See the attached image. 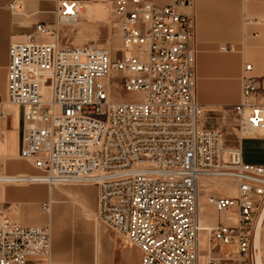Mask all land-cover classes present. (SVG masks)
I'll list each match as a JSON object with an SVG mask.
<instances>
[{
	"label": "built area",
	"instance_id": "1",
	"mask_svg": "<svg viewBox=\"0 0 264 264\" xmlns=\"http://www.w3.org/2000/svg\"><path fill=\"white\" fill-rule=\"evenodd\" d=\"M101 1L116 18L123 47L131 48L120 60L109 45L59 44V26L80 20L83 0H54L53 42L37 40L49 30L36 24L24 41L9 45L5 97L22 108L20 157L35 172L0 174V184L94 185L97 219L139 250L138 264H264V242L256 243L264 162L246 163L242 153L245 136L264 134V104L247 101L256 80L242 76L233 106L237 145L226 147L223 130L200 125L194 23L178 11L191 0ZM250 68L245 63L243 70ZM114 80L135 98L111 100ZM202 177L236 184L234 197L204 198L219 214L214 223L200 220ZM50 241L48 225L18 224L0 202V264H26L32 256L48 264ZM223 245L235 252H221Z\"/></svg>",
	"mask_w": 264,
	"mask_h": 264
},
{
	"label": "crops",
	"instance_id": "2",
	"mask_svg": "<svg viewBox=\"0 0 264 264\" xmlns=\"http://www.w3.org/2000/svg\"><path fill=\"white\" fill-rule=\"evenodd\" d=\"M84 1L87 10L86 4L93 6L95 0ZM155 1L160 5L170 2ZM10 3H18V8H9ZM55 8L54 0H0V174L35 172L31 162L20 157L22 108L7 102L5 97L8 47L11 43L24 41L26 34L34 31L36 24H43L49 30L48 34L42 35L49 37V40L42 42H53ZM178 11L190 16L194 23L193 45L198 60L196 96L203 107L200 125L204 111L218 112L217 126L205 129H221L226 136V132L235 130L233 106L240 102L244 74L253 77L258 87L247 101L250 104H264V0H191L189 5L180 7ZM74 25L59 26V44L76 46V39L70 41L66 35L74 31ZM61 36L64 44L61 43ZM221 45H226L228 50H220ZM245 63L251 64L246 72L243 70ZM260 143L264 145V135L260 137ZM10 184L23 185L17 182ZM56 190L47 186L48 201L56 208L50 220L62 215L56 214L57 206L69 200L64 192L55 195ZM78 190L88 193L90 189ZM30 192L29 189L6 186L0 192V200L13 202L30 195ZM65 237L60 234L51 239V253L70 250L76 256L78 250L84 252L83 257L87 255L76 234L71 236L73 242L69 241L70 236ZM50 260L54 262L55 256L51 255Z\"/></svg>",
	"mask_w": 264,
	"mask_h": 264
},
{
	"label": "rangeland",
	"instance_id": "3",
	"mask_svg": "<svg viewBox=\"0 0 264 264\" xmlns=\"http://www.w3.org/2000/svg\"><path fill=\"white\" fill-rule=\"evenodd\" d=\"M84 1V0H83ZM93 6L89 7L87 12L84 6L80 9V20L73 26L74 31H69L67 39H76V46L84 43L94 44L96 46H110L113 49V60H120L123 55L129 54L131 48H125L117 34L114 21L115 16L110 14L107 3L101 0H95ZM85 16V17H83ZM37 40L48 41L49 37L40 36ZM65 41L61 36V43ZM117 75H113L115 78ZM111 100H130L135 95L123 90L114 83L110 88ZM219 113L213 110L204 111L202 124L204 128L217 126ZM264 135L256 132L253 135L245 136L242 139L243 161L250 164L264 162V145L260 143V137ZM236 130L231 133L226 132V147L237 145ZM6 186H13L23 189H29L30 195L18 198L13 202L0 200L4 213L13 221L21 225L43 226L48 225L51 239L56 235L64 234L71 236L76 234L78 242L82 244L87 255L83 257L84 252L76 250V256L71 254L70 250L61 252H52L50 257L55 256L54 262L49 259L50 264H138L140 256L139 250L131 245L128 240L113 228L108 227L97 219V188L92 184H57L55 195L64 192L68 201L63 205L57 206V213L62 214L60 217L50 220V215L55 214V209L51 205L50 211L42 209V203L48 202L47 185L40 183H31L15 185L10 183L0 184V192ZM89 188V192H82L78 189ZM198 190L200 195L199 215L202 223H214L219 214L210 206L205 204V197L209 194L223 197H234L237 194L236 184L223 179L211 177H202L198 181ZM63 194V193H62ZM250 198L256 199L257 195L251 194ZM27 207V208H26ZM224 215L222 214L221 217ZM225 219V217H223ZM261 243L264 242V221L261 225ZM73 242V241H72ZM208 241L202 242V253L205 255ZM221 252L234 253V246H220ZM204 259V257H202ZM80 261V262H79ZM46 264L44 257H29L26 264ZM48 262V264H49ZM82 262V263H81Z\"/></svg>",
	"mask_w": 264,
	"mask_h": 264
},
{
	"label": "bare ground",
	"instance_id": "4",
	"mask_svg": "<svg viewBox=\"0 0 264 264\" xmlns=\"http://www.w3.org/2000/svg\"><path fill=\"white\" fill-rule=\"evenodd\" d=\"M90 6H91L90 4H86L87 12L89 11V7H90ZM35 176H37V175H35ZM35 176H32V177L35 178ZM17 183H20V182H17ZM69 184H75V183H69ZM48 188L51 189V188H54V186L51 185V186H48ZM48 203L50 204V209H51V202L48 201ZM256 243L259 244V245H261V240L258 239V238H256ZM50 253H51V241H50ZM49 259H50V258H49Z\"/></svg>",
	"mask_w": 264,
	"mask_h": 264
}]
</instances>
